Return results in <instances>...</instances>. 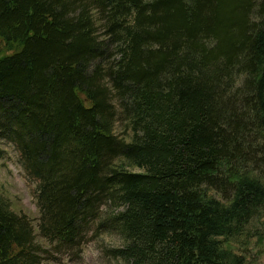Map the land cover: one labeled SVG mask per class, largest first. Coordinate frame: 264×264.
Returning <instances> with one entry per match:
<instances>
[{
    "label": "trees",
    "instance_id": "16d2710c",
    "mask_svg": "<svg viewBox=\"0 0 264 264\" xmlns=\"http://www.w3.org/2000/svg\"><path fill=\"white\" fill-rule=\"evenodd\" d=\"M0 140L39 215L0 196V264H49L37 235L77 253L92 231L121 237L123 264H248L264 0H0Z\"/></svg>",
    "mask_w": 264,
    "mask_h": 264
},
{
    "label": "rangeland",
    "instance_id": "374dc122",
    "mask_svg": "<svg viewBox=\"0 0 264 264\" xmlns=\"http://www.w3.org/2000/svg\"><path fill=\"white\" fill-rule=\"evenodd\" d=\"M119 132V129L116 130ZM36 183L28 177L20 162V155L9 141L0 140V196L9 204L14 213L24 215L38 225V210L35 203ZM109 216L108 213L105 214ZM38 232V231H37ZM87 235L77 253L70 249L56 248L55 245L39 238L38 243L52 256L49 264H123L115 257L114 250L123 245L116 233H103L92 237ZM252 241L244 251L248 264H264V242L258 245Z\"/></svg>",
    "mask_w": 264,
    "mask_h": 264
}]
</instances>
